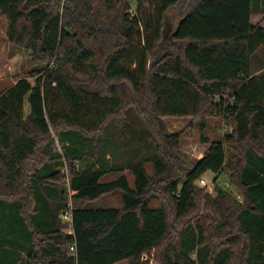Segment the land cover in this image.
<instances>
[{
	"label": "trees",
	"instance_id": "obj_1",
	"mask_svg": "<svg viewBox=\"0 0 264 264\" xmlns=\"http://www.w3.org/2000/svg\"><path fill=\"white\" fill-rule=\"evenodd\" d=\"M261 11L264 0H0L9 40L36 64L0 91V264H264ZM166 116L199 118L203 142L210 117L230 131L189 167ZM208 172L239 196L200 186ZM115 191L120 208L76 204Z\"/></svg>",
	"mask_w": 264,
	"mask_h": 264
},
{
	"label": "rangeland",
	"instance_id": "obj_2",
	"mask_svg": "<svg viewBox=\"0 0 264 264\" xmlns=\"http://www.w3.org/2000/svg\"><path fill=\"white\" fill-rule=\"evenodd\" d=\"M253 23H261L264 26V11L256 12L252 16ZM170 30L175 28L178 19L171 20ZM8 18L6 15L0 14V91H4L11 85H13L21 77H29L31 71L36 67L33 60V55L30 50L14 44L9 40L8 37ZM170 32V31H169ZM34 80L33 77H30ZM166 126L167 133H181L180 147L176 151V154L183 158L187 166H193L196 161L201 158L212 142H218L222 140L224 133L226 134L230 129L225 125L223 118L221 117H210L208 120V126L204 135L208 137L209 142H203L201 139L200 131V120L197 117L185 116L175 117L166 116L163 118ZM56 144L60 149L56 135L53 133ZM146 168L150 174H154V166L152 162L146 163ZM128 175L131 184H134V176L128 170L125 171ZM117 173H111L108 175V179L117 177ZM208 182L206 187L208 191L215 195V187L221 186L223 188H229L234 195L239 196V191L235 186L230 185V180L226 172H222L218 178L217 183H214L215 174L208 172L203 176ZM200 182H198L199 184ZM200 186L201 183H200ZM122 191H115L112 193L105 194L96 200H83L76 204L85 205L95 208H106V207H122ZM151 204L153 206H159L161 201L154 199ZM75 201L73 198L70 199V206L73 208ZM67 231V228L64 229ZM147 257H145L146 259ZM116 264H129L127 260L119 261Z\"/></svg>",
	"mask_w": 264,
	"mask_h": 264
},
{
	"label": "built area",
	"instance_id": "obj_3",
	"mask_svg": "<svg viewBox=\"0 0 264 264\" xmlns=\"http://www.w3.org/2000/svg\"><path fill=\"white\" fill-rule=\"evenodd\" d=\"M130 13H131L132 16L135 14V9L133 7L130 9ZM200 183H201L202 186H205V185L208 184V182L206 181V179L204 177H202L200 179ZM63 217H64L65 222H67V224H68L66 232L72 233L73 232V229H72V225H73V222H72V207H71L70 210H68V211H66L64 213ZM70 250L72 252H76V245L73 244L70 247Z\"/></svg>",
	"mask_w": 264,
	"mask_h": 264
}]
</instances>
